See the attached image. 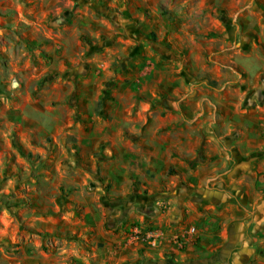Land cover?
<instances>
[{"label": "rangeland", "instance_id": "374dc122", "mask_svg": "<svg viewBox=\"0 0 264 264\" xmlns=\"http://www.w3.org/2000/svg\"><path fill=\"white\" fill-rule=\"evenodd\" d=\"M232 47L233 67L264 61V0H0V264H178L196 251L204 228L170 223V201L153 218L147 202L129 200L138 184L132 196L112 192L101 177L106 133L142 103L165 117L188 94L161 90L151 72L181 84V65L208 72V59ZM204 77L216 86L204 74L190 84ZM148 127L165 135L150 123L126 135ZM122 207L134 212L124 222ZM191 227L200 238L180 249L175 239ZM135 230L167 238L151 248L132 241Z\"/></svg>", "mask_w": 264, "mask_h": 264}, {"label": "crops", "instance_id": "0c3cea01", "mask_svg": "<svg viewBox=\"0 0 264 264\" xmlns=\"http://www.w3.org/2000/svg\"><path fill=\"white\" fill-rule=\"evenodd\" d=\"M230 50L233 47L208 57L210 65L202 68L208 72H186L181 65L185 71L179 75L181 84H174V72H151L161 90L188 94L167 105L165 117L153 116L151 103H142L133 118H115L122 128H109L106 133L105 156L110 159L102 166L101 177L114 194L132 196L136 183V199L129 200L147 202L153 218L161 217L158 202L168 200L170 223H196L204 228L201 246L187 251L178 264H264V61L254 65L250 56L233 67L238 55ZM197 53L182 62L189 66L192 57H204L201 50ZM199 74L216 86L208 85L207 77L196 86L190 84ZM148 123L159 126L165 135L159 137L154 127H148V132L135 128V137L126 135L131 125ZM173 170L179 177H168ZM147 191L151 196L143 195ZM122 208L120 222L127 213H134Z\"/></svg>", "mask_w": 264, "mask_h": 264}, {"label": "built area", "instance_id": "2783aa9c", "mask_svg": "<svg viewBox=\"0 0 264 264\" xmlns=\"http://www.w3.org/2000/svg\"><path fill=\"white\" fill-rule=\"evenodd\" d=\"M183 238L176 237L175 241L180 249L183 248L186 242H191L193 239H199L200 235L196 227L189 228L182 235ZM167 236L161 230H156L153 232H143L141 230H135L133 236L131 237L132 241H141L144 244H147L151 248L162 247Z\"/></svg>", "mask_w": 264, "mask_h": 264}]
</instances>
